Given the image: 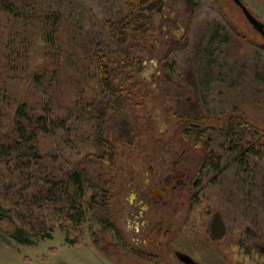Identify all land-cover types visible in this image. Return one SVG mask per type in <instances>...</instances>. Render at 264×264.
<instances>
[{"label": "rangeland", "instance_id": "rangeland-1", "mask_svg": "<svg viewBox=\"0 0 264 264\" xmlns=\"http://www.w3.org/2000/svg\"><path fill=\"white\" fill-rule=\"evenodd\" d=\"M162 1L155 0L156 31L151 41L133 43L142 52L137 66L126 71L121 63L122 73L133 80L128 82L131 97L122 89L124 97L111 99L99 85L95 64L77 70L80 54L86 52L89 56L104 51L123 62V46H118L119 38L105 22L126 15L124 0H44L64 19L60 50L53 58L40 50L29 55L30 66L50 68L45 75L54 61L66 80L64 103L50 113L56 133L40 141L42 154L55 167L80 164L96 184H104V176L108 179L115 195L113 224L133 253L117 246L120 241L111 230L105 239L113 244L112 255L97 249L90 229H99L95 221L70 232L74 245L59 228L50 239L20 244L10 237L15 226L5 221L0 223V264H184L176 257L178 251L201 264H264V38L233 0ZM240 1L264 24V0ZM3 19L0 15L5 28L0 25V62L6 64L1 54L10 25ZM2 67L0 89L7 88L13 99L34 104L42 97L29 73L16 79ZM49 95L50 91L47 103L56 108ZM103 104L120 109L108 113L105 132L98 119ZM58 121L65 127L57 130ZM229 129L235 131V140L251 144L252 153L241 163L237 152L229 150ZM122 133L133 140H123ZM105 139L119 144L112 166L98 159ZM184 151L191 156L200 181L175 196L173 203L180 204L171 209L172 223L166 226L173 233L166 237L162 231L160 236L156 227L149 238L153 244L143 248L146 233H135L128 183L149 167L160 169L162 162L171 170L172 161ZM211 154L222 158L220 172L207 165ZM97 171L103 174L101 179ZM216 216L223 225L221 239L211 237ZM170 240L174 245L166 250Z\"/></svg>", "mask_w": 264, "mask_h": 264}, {"label": "trees", "instance_id": "trees-1", "mask_svg": "<svg viewBox=\"0 0 264 264\" xmlns=\"http://www.w3.org/2000/svg\"><path fill=\"white\" fill-rule=\"evenodd\" d=\"M124 2L126 15L119 21L105 22L106 28L116 33V39L119 38L118 46H123L120 49L124 63L119 58L108 57L103 51L89 56L87 52L80 54L81 61L77 65L78 70L80 67L95 64L99 85L115 102L124 97L122 89L132 96L128 82L133 80L122 73V64L126 71H132L137 66L142 52L133 43L138 41L147 45L156 31L155 0ZM149 11L153 14L148 15ZM0 15L10 25L8 39L1 54L7 59L6 64L0 62L2 69L12 71L16 79L29 73L34 88L42 96L36 98L32 104L27 100L13 99L5 87L0 89V223L8 221L15 226L10 237L20 244H34L39 240L50 239L56 228H59L66 232L67 242L74 245L76 240L70 239V232L84 227L87 222L95 221L99 229H90L93 237L91 241L97 249L112 255L110 250L113 249V244L105 239L106 232L111 230L117 237L115 239L120 241L117 246L121 245L120 249L132 251L128 246L129 242L123 243L122 233L113 224L112 203L115 195L108 179L104 176L102 185L94 183L91 172L82 169L80 164L71 163L65 165L66 167L61 164L60 167H55V162L48 160L40 149L43 137L56 133V129H52L54 123L51 122L50 113L64 103L62 92L66 80L61 69L54 68V61L51 63L53 69L45 75L50 68L44 64L30 66L29 55L40 50L48 57H55V51L58 48L60 50L61 46L59 29L64 23L61 13L44 0H0ZM0 25L3 29L2 22ZM69 56L73 57V54L69 53ZM68 78L71 80L72 76ZM119 84L126 88H120ZM49 91L50 99L55 100L54 105L57 104L56 108L46 101L45 96ZM114 108L113 105L103 104L99 122L104 123L112 110L116 113L120 111ZM103 123L101 126L105 132ZM64 127L58 121L57 130ZM226 133L231 138L229 150L233 154L237 152L241 163L252 153L251 144L245 140H235V131ZM122 134L123 140H133L131 137L127 139L128 135L125 133ZM246 146L248 147L244 150ZM101 147L98 159L105 165H115L119 155L118 142L105 139L102 140ZM207 163L216 172L222 170L221 157L215 158L211 154ZM96 174L97 179L103 177L98 171ZM211 225V237L221 239L224 234L221 233L223 225L220 216H216Z\"/></svg>", "mask_w": 264, "mask_h": 264}, {"label": "flooded vegetation", "instance_id": "flooded-vegetation-1", "mask_svg": "<svg viewBox=\"0 0 264 264\" xmlns=\"http://www.w3.org/2000/svg\"><path fill=\"white\" fill-rule=\"evenodd\" d=\"M160 3L163 4L164 2L160 0ZM158 12L161 13L162 9L158 8ZM184 153L186 151L172 161L171 170L162 162L163 166L160 169L149 167V171L134 175L128 183V189L131 193L128 207L130 208V216L133 217V222L137 225L135 233L141 235L146 233L143 237L144 241L141 242L143 248L153 244L154 241L149 240V238L151 231L154 232L156 227L160 229V236H163L162 231L165 232L166 237L173 233L171 227L166 226L172 223V221L170 222L171 209L180 204L173 203L175 196L183 194L191 184L200 181L199 178H195L197 169L192 166L191 156L184 155ZM157 217L159 219H155ZM137 240L134 239L135 243ZM172 242L171 240L168 241L166 250L174 245ZM160 248L163 249V245Z\"/></svg>", "mask_w": 264, "mask_h": 264}, {"label": "water", "instance_id": "water-1", "mask_svg": "<svg viewBox=\"0 0 264 264\" xmlns=\"http://www.w3.org/2000/svg\"><path fill=\"white\" fill-rule=\"evenodd\" d=\"M235 1L236 5L239 6V8L242 9L244 12L249 24H251L257 32H259L260 35L264 37V24L261 23L251 12L248 11L244 3L240 0H233ZM262 251L264 252V245L262 246ZM176 257L180 262H183L184 264H201L198 261H196L193 257L189 256L188 254L180 251L176 253Z\"/></svg>", "mask_w": 264, "mask_h": 264}]
</instances>
